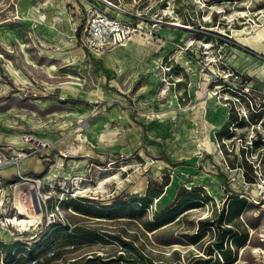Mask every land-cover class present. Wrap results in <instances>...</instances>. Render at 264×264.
Segmentation results:
<instances>
[{"label":"rangeland","instance_id":"obj_1","mask_svg":"<svg viewBox=\"0 0 264 264\" xmlns=\"http://www.w3.org/2000/svg\"><path fill=\"white\" fill-rule=\"evenodd\" d=\"M95 9L139 35L101 57L85 53L77 40ZM42 12L45 23L36 22ZM245 27L264 30V0H0V147L29 150L14 173L3 169L0 202L13 194L15 213L20 173L53 184L43 189L52 197L39 224H0V264H144L147 256L153 264H264V170L245 184L217 140L229 83L247 79L264 102V40L235 35ZM184 31L195 43L183 61ZM208 94L222 110L207 113ZM260 119L252 122L263 131ZM75 132L80 153L63 159ZM252 135L246 123L226 142ZM112 173L120 184L77 194L51 217L60 186L70 193L77 177L93 184ZM240 192L249 199L235 201Z\"/></svg>","mask_w":264,"mask_h":264},{"label":"built area","instance_id":"obj_2","mask_svg":"<svg viewBox=\"0 0 264 264\" xmlns=\"http://www.w3.org/2000/svg\"><path fill=\"white\" fill-rule=\"evenodd\" d=\"M133 30H135V28L132 27L128 22H125L120 18L112 16L99 9H95V11H93L88 17L82 31L83 36L78 41L85 50L95 55L94 49L105 52L111 50L117 45H122L130 38ZM234 74L235 71H232L227 77L233 76ZM236 75L238 76L240 74ZM228 86L229 87H227L228 91L226 94L227 96H222L223 101H225V106L229 110L227 117L228 120L226 122L227 130L224 133H221V131L217 132L219 136H217L218 147L221 149L222 154L229 158V160L224 158L227 169L230 171L239 169L242 171L241 175L244 179V183L255 185L257 182L256 178L258 176V167L264 170V125L263 131H261L259 128L254 127L255 122L253 123L252 119H257L261 117V114H264V102H258L256 94L254 93L255 91L251 86L250 81L247 79L245 83L241 84L240 86L231 83H229ZM231 117L234 118V121L230 124L229 119ZM260 120L261 124H264V120ZM246 123L253 126L254 135H252L251 138H248L250 141L247 144L242 143L243 137L240 136L237 138V144H232V147H230L226 141L235 138L238 129H243V126H245ZM234 124H237L235 126L236 128L234 130L232 129L231 131V127ZM85 128L86 124L82 125V128L80 127V129ZM75 134L77 136L76 138H78V132H75ZM72 144L78 146L76 140H73L66 148H64V150H60V155L62 157L77 156L75 153L78 150L74 152L70 146ZM47 145H50V143H46L45 141L42 142V147L46 148ZM28 151L29 150L27 149H20L19 151L11 152L4 147H0V170L8 167H18L21 164L23 158L28 156ZM261 152L263 154L260 156ZM78 153H80V150L77 152V154ZM256 154L257 156L255 163V161L251 160L250 157L254 158ZM259 156L261 158L258 159ZM232 157H235L237 161L235 167H233V163L230 160ZM20 175L22 177V182L30 183V185L34 186L35 192L37 191V198L39 199L43 214L42 219H44L45 212L43 207L48 206L47 201L51 199L52 196H47L42 192L43 189L47 187L53 188V184H50L41 178H34L30 175L24 176L21 173ZM261 176L264 178V173H262ZM18 182L14 184V190ZM59 189L60 193L55 196L54 203H51L53 207L51 217L57 216L58 219V214L61 212V205L64 203V201L77 197V193L75 191L69 193L65 190L64 186H60ZM237 195L239 198L249 199L244 193L240 192ZM14 207L15 213H13V194L8 195L1 200V225L13 227V222L11 220L13 219V215H20V209L16 206V204Z\"/></svg>","mask_w":264,"mask_h":264},{"label":"bare ground","instance_id":"obj_3","mask_svg":"<svg viewBox=\"0 0 264 264\" xmlns=\"http://www.w3.org/2000/svg\"><path fill=\"white\" fill-rule=\"evenodd\" d=\"M243 15H246V16H249V12L248 13H246V12H243ZM20 16H21V14H20ZM20 16L18 17V18H20ZM47 14L46 13H40V15H36V22L38 21L39 23H45V21H46V19H47ZM17 18V19H18ZM62 21V20H64L63 18H62V16H58L57 18H56V21ZM174 25H177V26H179L180 25V23H178V22H174ZM51 26V25H50ZM52 28L53 29H56L57 30V27H56V23L54 24V26H52ZM185 28H190V27H187V26H185ZM250 28H243V29H236L235 30V35H237V36H244L247 40H249V41H252V42H258V43H260V42H263V40H264V30L263 31H260V30H257V31H253V30H249ZM185 30V29H184ZM136 30H133V32H132V34H131V36H130V38L125 42V43H123L122 45H117V46H127L128 45V41L132 38V35H139V29H138V32L136 33V34H133L134 32H135ZM16 32V31H15ZM182 32V31H181ZM190 32V31H189ZM171 34H174V33H171ZM188 33L186 32V31H184L183 33H182V35L180 36L181 38V40L183 41L182 42V46H180V50H179V53H178V57H181V59L184 61V59L183 58H186V56L188 55V53H187V47L190 45V46H192L195 42L193 41L194 39L193 38H189V36L187 35ZM179 37V36H178ZM244 41V40H243ZM251 42V43H252ZM174 44H177V43H174ZM209 44V43H208ZM241 44V43H240ZM246 45V44H245ZM252 45H253V43H252ZM255 45V44H254ZM257 45V44H256ZM117 46H115V47H117ZM170 46V45H169ZM174 45H172L171 47H173ZM257 46H259L260 47V45H257ZM257 46H256V48H257ZM115 47H113L111 50H114V48ZM126 48V47H125ZM211 46H207V52H210L211 53ZM250 48V47H249ZM252 48V47H251ZM255 48V47H254ZM118 49H120V48H118ZM117 49V50H118ZM129 49V48H128ZM258 50H259V48H257ZM111 50H109L110 51V53L111 52H113V51H111ZM121 50V49H120ZM120 50H118V51H120ZM131 50H133V49H131ZM137 50H138V48H137ZM117 51V52H118ZM105 52H107V51H105ZM105 52H102V51H98V50H96V49H94V53H96V54H98L100 57H101V55H100V53L101 54H104ZM116 52V51H115ZM114 52V54H116ZM125 52V51H124ZM134 52L135 53H139V52H137V51H135L134 50ZM257 52V51H256ZM119 53V52H118ZM263 53V52H262ZM113 54V55H114ZM120 54V53H119ZM125 54V53H124ZM165 54V53H164ZM187 54V55H186ZM126 55V54H125ZM124 55V56H125ZM133 55V54H132ZM116 55H114V57H115ZM127 56V55H126ZM129 56V55H128ZM127 56V57H128ZM135 56V55H134ZM136 56H138V55H136ZM105 58H107L106 60H108L109 58H111V57H109V55L106 57V56H104ZM113 57V58H114ZM179 59V58H178ZM180 59V61H182ZM112 59H110L109 60V63H110V61H111ZM123 59L121 58V56L119 57H116V59H114V61L112 60V62H111V64L112 63H114V65H117L119 62H121ZM215 60V59H214ZM185 63V62H184ZM192 63V62H191ZM114 65L112 64V66L114 67ZM264 66V65H263ZM153 68V67H152ZM156 68V67H155ZM152 71V70H151ZM156 71V70H155ZM152 73V72H151ZM197 75H198V73H197ZM196 75V76H197ZM208 75V74H207ZM164 80H166V79H164ZM156 80H155V78H152L151 79V81H150V83L152 84V85H155L156 83ZM162 87V95H166L167 94V92L170 90L169 89V83H165V84H163L162 83V85H161ZM161 90V89H160ZM213 94H215V93H213ZM213 94H208L209 95V97H210V99H211V104L209 105V106H207L206 108H207V113H210L211 111V109H213V108H218L220 105H222V102H220V101H216L215 99H214V97H213ZM165 97V96H164ZM209 102V101H208ZM219 109H220V107H219ZM219 109H217V110H219ZM220 110H222V108L220 109ZM213 111V110H212ZM224 111V110H223ZM222 112V111H221ZM220 112V113H221ZM215 113H219V112H215ZM223 113V112H222ZM224 115H226V114H223V118H224ZM220 116V115H219ZM226 117V116H225ZM225 119V118H224ZM71 146V148H72V150L74 151V152H76L77 150V152H79V150H80V145L78 144V146L77 145H70ZM77 152L75 153L76 155H78L77 154ZM27 158H29L28 156L27 157H25V158H23V161L26 159L27 160ZM8 169V168H7ZM105 175V174H104ZM81 176V175H80ZM83 178H80V177H77L76 179H75V181H74V186H75V192L77 193V194H81V193H87V192H92V193H98V195H101L102 193H103V195L105 194V193H107L108 192V188H107V185H108V183H111V182H113V183H117V184H120L121 183V181H120V179H119V176L116 174V173H112V174H107V175H105V176H103V177H99L98 178V180L96 181V182H94L93 184L92 183H86V184H83ZM20 184V183H19ZM25 188H24V191L22 192V198H20L19 200H16L15 199V204H16V206L20 209V215H13V219H11L12 220V222H13V227H15V226H18V227H26V226H28L29 224H39L40 223V219H41V213L39 212L40 211V209H41V205H40V202H39V199L37 198V191L35 192V189H34V186L33 185H30V183H27V182H24V185H23ZM17 189V188H16ZM198 210V208H193V209H191L190 210V212H194V211H197ZM42 211V210H41ZM77 214H82V213H80V212H76ZM23 228H21L20 229V231H23L22 230ZM254 231V230H253ZM253 233V232H252ZM257 252L259 251V250H256Z\"/></svg>","mask_w":264,"mask_h":264},{"label":"trees","instance_id":"obj_4","mask_svg":"<svg viewBox=\"0 0 264 264\" xmlns=\"http://www.w3.org/2000/svg\"><path fill=\"white\" fill-rule=\"evenodd\" d=\"M77 33H79L80 34V30H77ZM227 130V125H225L224 127H223V129L221 130V133H224L225 131ZM235 197H236V200L235 201H246L245 200V198H239V196L236 194L235 195ZM204 220H202V222H203ZM207 221H209V219L207 220ZM211 221V220H210ZM219 248H222V246L221 245H219L218 246ZM142 259H144L145 260V263L144 264H153L152 262H151V257H149V256H147V257H142ZM226 259H228V258H226Z\"/></svg>","mask_w":264,"mask_h":264},{"label":"crops","instance_id":"obj_5","mask_svg":"<svg viewBox=\"0 0 264 264\" xmlns=\"http://www.w3.org/2000/svg\"><path fill=\"white\" fill-rule=\"evenodd\" d=\"M77 43L79 44V41H78V40H77ZM128 43H129V42H128ZM80 47L84 50L85 53H87V50H85L81 45H80ZM121 47H123V46H121ZM88 53H90V52H88ZM92 55H94V54H92ZM164 58H165V57H163V59H164ZM64 63H68V62L65 61ZM69 63H70V62H69ZM69 63H68V64H69ZM216 132H217V131H216ZM216 132H215V133H216ZM73 140H76V142L79 143V138H71L69 144H70ZM67 146H68V145H67ZM67 146H65V147H67ZM65 147H63V149H64ZM69 157H70V156H69ZM69 157H62V158L64 159V158H69ZM13 168H14V167H8V169L6 168V170L8 171L9 169H10V170L12 169V170H11V173H14V172H13ZM3 173H4V172H3V169L0 170V175H5V174H3ZM9 195H10V194H9ZM7 196H8V195H7ZM5 197H6V196H5ZM5 197H4V198H5ZM2 199H3V198H2ZM2 199H1V200H2Z\"/></svg>","mask_w":264,"mask_h":264}]
</instances>
